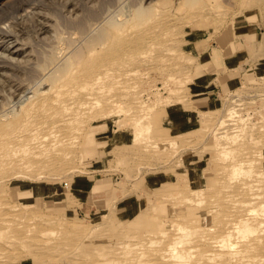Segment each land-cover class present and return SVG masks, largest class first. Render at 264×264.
<instances>
[{"label": "rangeland", "instance_id": "rangeland-1", "mask_svg": "<svg viewBox=\"0 0 264 264\" xmlns=\"http://www.w3.org/2000/svg\"><path fill=\"white\" fill-rule=\"evenodd\" d=\"M0 1L6 4L0 10V113L11 112L34 91L47 88L46 82L39 79L41 68L46 59L58 61L67 54L62 48L76 34L69 26L71 22L95 11L96 21H88L91 29L83 37L94 35L103 22L106 25L115 16L129 17L131 9L133 12L139 5L146 8L157 2ZM169 1L159 7L162 9ZM185 10L203 18L186 23L177 20L176 27L159 37L160 44L150 40L137 44L131 51L136 61L130 64L120 58L108 64L109 73L132 72L119 80L105 76L102 82L107 91L88 99L85 117L58 130L56 142L39 157L16 163L14 152L30 143L21 140L0 145V264H113L111 260L127 264L126 260L136 255H113L114 250L123 241L132 247L138 241L135 237L149 229L156 218H170L161 211L166 205L180 206L181 197L191 189L203 188L207 196L214 189L227 188V184L237 185L243 177L230 182L229 174L223 171L231 160L248 155L254 160L253 170L264 177V0H200ZM186 12H180V16H186ZM162 18L152 20V25ZM234 41H239L245 50L247 69L235 71L239 80L234 87L216 94V105L195 107L191 91L205 72V61L199 53L213 43L222 47ZM213 59L215 63L219 61L216 55ZM172 108L180 111L171 115L173 123L167 115ZM181 112L195 117L182 126L178 116ZM134 119L143 130L133 127ZM240 127L243 132L236 130ZM106 134L112 137L109 144ZM231 134L239 136L236 143L231 141ZM95 141L93 153L91 145ZM226 150H231L233 157ZM91 152L93 159L89 158ZM105 178L115 192L106 209L89 216L75 211L79 205L76 188H82L86 179H96L97 191ZM26 188L30 191L22 192ZM52 188L57 194L51 195ZM123 206L128 208L124 218L118 211ZM146 245L145 250L151 248ZM158 256L146 255L147 262L155 264Z\"/></svg>", "mask_w": 264, "mask_h": 264}, {"label": "bare ground", "instance_id": "bare-ground-1", "mask_svg": "<svg viewBox=\"0 0 264 264\" xmlns=\"http://www.w3.org/2000/svg\"><path fill=\"white\" fill-rule=\"evenodd\" d=\"M156 1L146 8L140 5L138 7L134 6L135 9L133 12L131 9V14H128L129 17L119 15L120 17L116 19L115 16V20L108 21L106 25L103 22L104 26H100L94 35L90 34L83 37L90 27V20H95L93 14L95 11L93 13L91 11L90 14L86 13L87 17L84 19L81 18L74 23L71 22L69 26L72 30H75L74 33L76 32L74 37H78V35L79 37L70 38L66 42V45H68L63 46L62 50H65L67 54L61 56L62 58L58 61L57 58L46 59L45 65L41 68L42 75H40L39 79L42 82H46L47 88L44 91H32L33 94L25 101L18 102L19 106L16 109L11 112L7 110L0 113V128L2 130L0 133V145L7 142L16 143L21 140L30 143L29 147H20L17 152H14V162L22 163L39 157L46 147L56 142L58 130L70 126L75 121H79V119H83L88 109V99L100 97L107 91L102 82L105 76L108 75L107 77L114 80L132 72L123 70L109 73L108 64L115 62L119 58L121 61L124 60L125 63L128 62L130 64L135 59L132 58L131 51L137 44L144 42V40H150V43L153 44H160L159 37L166 35L171 28L176 27L178 25L177 20H182V22L186 23L190 22V20L194 21V19L203 18L197 12H186L185 10L194 7L200 0H170V3L166 6L164 5L162 9L159 4L168 0ZM4 2L0 1V10L4 9L3 5H6ZM137 3L135 2L134 4ZM131 4L133 5V2ZM183 11L186 12V16L182 17L180 12ZM158 16L163 18L152 25V20ZM81 17L83 16L81 15ZM96 18L98 20V17ZM2 19L4 18L2 17ZM62 19L64 20V18ZM55 61L57 62L55 63ZM50 64L55 65L52 69L45 71ZM94 102L99 104L96 101ZM106 113L109 114L108 112ZM117 114L119 115L118 112ZM139 121H142V119ZM133 123V127L136 129L142 127L136 119H134ZM239 129L242 130L241 127L236 130L239 131ZM140 130L143 129L141 128ZM140 133L141 131L138 136H140ZM231 135L229 136L231 137ZM233 136L231 141H237L239 136H235V134ZM233 142L232 144H234ZM167 143H170V141ZM174 144L176 145V143ZM162 145L164 144L162 143ZM226 147L224 145L223 148L226 149ZM227 150L225 153L229 152L231 153L230 157H233L231 150ZM222 151L224 152V150ZM220 154L222 155V152ZM226 159L227 157L223 160L225 161ZM243 163L245 166H243ZM253 165L254 160L248 155H244L240 160H231L228 166L222 169L226 174H229L230 179L228 180L230 182L237 179V177H243V180L241 178L240 180L238 179L237 185L234 183L236 186L226 183L227 186L224 187L227 188L223 190L214 189L207 196H205L203 188L191 189L188 195L181 197L180 206L171 207L166 205L161 209L163 213L170 214V218H156L149 229L135 237L138 241L133 245L136 248L134 253L131 251L133 246L129 247L131 244L123 241L117 247L119 252L115 249L113 255L115 253V255L118 253L119 255H136L128 258L126 260L127 264H147L146 255H159L155 264H264V177L262 173L253 170ZM155 235H158L157 239L153 238ZM125 237L128 238L129 236L126 235ZM146 243L151 248L145 250L143 246ZM111 261H113V264H118L116 260Z\"/></svg>", "mask_w": 264, "mask_h": 264}, {"label": "crops", "instance_id": "crops-1", "mask_svg": "<svg viewBox=\"0 0 264 264\" xmlns=\"http://www.w3.org/2000/svg\"><path fill=\"white\" fill-rule=\"evenodd\" d=\"M239 41H234L233 44H223L222 47H218L213 43L211 48H207L204 51H201L199 54L204 58L205 64L204 74L199 77L196 83H194L193 90L191 91V95L193 96V102L196 104L195 107H210L216 105L217 97L216 94L223 88L234 87L237 81L239 80L238 75L235 74V71L238 68L247 69V66L244 63L246 58V54H244L245 50ZM219 57V61L215 63L213 56ZM167 115H169L170 122L173 123L171 119V115L177 111V108H172L169 110ZM180 112V111H177ZM179 118L183 120L182 126H186L189 124L190 119L195 117L193 113L185 114L181 112ZM183 128V127H182ZM181 128V129H182ZM187 130V129H186ZM183 130V131H186ZM101 133H106L104 131H100ZM107 138L108 144L112 137L110 135L104 136ZM96 141L91 146L93 148L92 152H96L95 147ZM89 155V158L93 159V154ZM92 161V160H91ZM105 181L101 185V189L97 191L94 190L96 179H86L83 182L82 188H76V197L79 201V205L74 209L75 211L83 212L84 215H91L99 211H103L106 209V203L113 198L115 195L114 188L111 184L106 183ZM108 184V185H106ZM29 189H22V192H29ZM51 195L57 194L54 191V188L50 190ZM31 197L33 195L29 194ZM38 195V194H37ZM35 197V196H34ZM123 208V209H122ZM128 208L126 209L124 206L120 207L118 210L120 215L123 218L126 216ZM119 215V213H117Z\"/></svg>", "mask_w": 264, "mask_h": 264}]
</instances>
